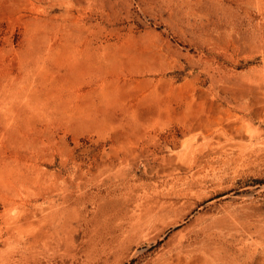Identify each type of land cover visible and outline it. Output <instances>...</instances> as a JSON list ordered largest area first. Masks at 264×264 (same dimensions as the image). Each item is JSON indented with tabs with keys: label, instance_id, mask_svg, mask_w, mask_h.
<instances>
[{
	"label": "rangeland",
	"instance_id": "obj_1",
	"mask_svg": "<svg viewBox=\"0 0 264 264\" xmlns=\"http://www.w3.org/2000/svg\"><path fill=\"white\" fill-rule=\"evenodd\" d=\"M0 264H264V0H0Z\"/></svg>",
	"mask_w": 264,
	"mask_h": 264
},
{
	"label": "bare ground",
	"instance_id": "obj_2",
	"mask_svg": "<svg viewBox=\"0 0 264 264\" xmlns=\"http://www.w3.org/2000/svg\"><path fill=\"white\" fill-rule=\"evenodd\" d=\"M167 214H168L167 212L166 213L152 212V213H145L142 217L140 215H137L133 220L130 230H132V232L136 230H142L144 227L149 226L154 220L162 218L166 216ZM212 227H213V224L211 222L205 221L203 222V224H201L197 228L182 234V236L174 243V246L177 247L179 250L188 249V247H190L193 244L191 243L192 235L194 237L202 235L207 238L210 235V230ZM14 229H15L14 230L15 234L13 235V237H15L14 240L18 241V244L16 247H14L11 244L7 245L6 249L4 250L2 259L4 258L10 259L15 254L22 257L25 254L32 253L35 250L36 243L38 242L39 237H40L38 236V233L32 232V233L24 234L23 228L16 226V225L14 226Z\"/></svg>",
	"mask_w": 264,
	"mask_h": 264
}]
</instances>
